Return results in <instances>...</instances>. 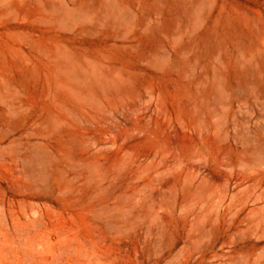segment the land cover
I'll list each match as a JSON object with an SVG mask.
<instances>
[{
    "label": "rangeland",
    "instance_id": "rangeland-1",
    "mask_svg": "<svg viewBox=\"0 0 264 264\" xmlns=\"http://www.w3.org/2000/svg\"><path fill=\"white\" fill-rule=\"evenodd\" d=\"M0 264H264V0H0Z\"/></svg>",
    "mask_w": 264,
    "mask_h": 264
}]
</instances>
